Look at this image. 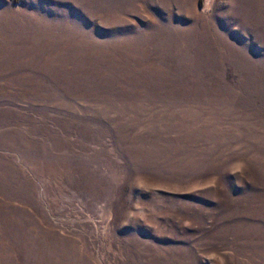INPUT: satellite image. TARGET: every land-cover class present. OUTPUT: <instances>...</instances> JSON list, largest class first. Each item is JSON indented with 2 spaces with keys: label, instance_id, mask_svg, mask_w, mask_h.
Instances as JSON below:
<instances>
[{
  "label": "rangeland",
  "instance_id": "obj_1",
  "mask_svg": "<svg viewBox=\"0 0 264 264\" xmlns=\"http://www.w3.org/2000/svg\"><path fill=\"white\" fill-rule=\"evenodd\" d=\"M0 264H264V0H0Z\"/></svg>",
  "mask_w": 264,
  "mask_h": 264
}]
</instances>
